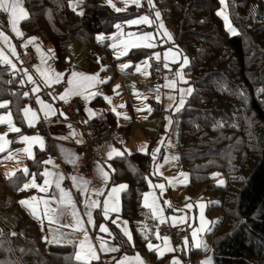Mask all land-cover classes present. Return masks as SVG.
I'll use <instances>...</instances> for the list:
<instances>
[{
    "label": "trees",
    "instance_id": "trees-1",
    "mask_svg": "<svg viewBox=\"0 0 264 264\" xmlns=\"http://www.w3.org/2000/svg\"><path fill=\"white\" fill-rule=\"evenodd\" d=\"M72 1L22 0L28 13V18L20 22L24 39L35 35L42 45L52 46L54 64L62 72L70 66L69 43L90 50V56L96 59L95 37L110 34L117 21L97 0H78L83 15L70 8ZM168 5L175 41L188 59L186 68L192 86L177 123L178 157L189 180L186 191L192 193L204 187L205 200L212 198L205 206L207 217L215 215L217 219V213L221 214L207 234L211 263L264 264V0H226L236 36L225 31L217 15L218 0H168ZM151 70L154 82L156 69ZM24 86L19 75L0 64V102H8L13 124L21 129L18 135L10 133L9 140L34 135L36 131L38 134L36 128H27L23 122V110L28 106ZM42 89L41 95L45 96ZM110 114L107 112L106 116ZM106 122L114 125L110 117ZM252 143L255 145L251 148ZM9 145L8 153L22 148L19 142ZM248 148L259 150L254 164L247 163ZM233 149L244 151V160L228 158L226 155ZM42 161H46L44 152L36 150L34 159L27 160V176L17 172L6 180L0 178V264H81L75 260L73 245L49 246L40 241L36 223L20 209L19 202L26 192L18 189L33 173L42 181ZM220 162L222 165H216ZM110 163L108 186L127 185L120 195L119 210L120 218L130 224L133 244L111 224L114 215L105 223L96 209L92 235L99 224L109 225L111 235L105 238L119 251L91 264H114L112 257L147 252V240L135 229L141 220L148 219L141 195L154 179L152 157L137 152L112 158ZM213 173L224 174V184H213ZM203 253L200 248L186 252L177 247L174 256L149 255L152 264H171L173 257L179 258L180 264H201Z\"/></svg>",
    "mask_w": 264,
    "mask_h": 264
},
{
    "label": "rangeland",
    "instance_id": "rangeland-1",
    "mask_svg": "<svg viewBox=\"0 0 264 264\" xmlns=\"http://www.w3.org/2000/svg\"><path fill=\"white\" fill-rule=\"evenodd\" d=\"M219 1V0H218ZM101 5L104 4L107 9L110 11L111 15L115 16L117 18V21L114 22L112 29V32L108 34H101L97 35L94 39V43L97 51L95 53V58H92L90 56V50L88 49H82L80 46L76 45L74 42L69 43V54H70V61L72 63V66L74 69H78V71H85L89 66L93 65L95 68L100 67L97 71L101 74H105L107 72V80L110 82L114 77L116 79L110 84L112 87L110 90L106 91V83H99L97 85L99 90H93L92 92L97 93L95 97H92L90 94L88 95L90 100H96L97 104H100L102 100H104L107 107L110 109V113L113 116L114 125L112 126L117 132L118 137L115 139L114 143H108V147L104 151L106 162L105 165V171L108 173L111 171V169L108 167L111 166L110 161L112 159H108L107 153L111 151L112 149H116L123 153L122 155L130 156L132 154H136L139 152L140 154H149L151 155L152 152L159 149V151L156 153V159L153 161V177L154 179L151 180V185L156 184H164L165 190L163 194L161 195V191L159 188H153L148 183L147 190L144 192L141 196V205L143 207L144 203V196L145 194H151L148 197L149 204L152 203L153 199H156V204L158 208L163 209V217L165 218V223H160L158 217H153L152 211L150 208L143 207L148 215L147 220H141L138 223V226H136V231L141 233L143 237L147 236V242H146V253L144 252H136L133 256L126 255L122 256L120 258L114 259V264H117V261L122 259L123 257H129L133 258L139 255L140 259L143 261V264H152V261L150 259L151 253H155V255L158 258L167 256L168 254H171L174 256L175 251H164V243L162 239L156 238V233L159 231V235L161 236V229L163 227L170 226L171 228H178L184 232V237H188V246L185 247L183 244V239L181 241V246L179 244H175L172 242L170 238V244L169 247L176 249L182 248V250L188 252V249L191 248L192 241L189 239V234L192 233L193 229H197L201 227V209L199 207L200 204L204 205L203 208V231L198 232L197 234V242H199L202 246L199 247L203 250V256L202 262L211 259L210 256V247H211V241L208 238L209 231L211 228H213L216 225V220L218 217H221V214L217 213V219L216 216H208L206 215V207L208 202L212 201V198L206 199V193L205 188L202 187L200 189H196L192 193H189L186 191V187L188 186L189 180L188 177L185 180L184 176H181L180 174L183 173L186 175V173L183 171L181 161L178 157V126L180 115L182 112V109L184 108V105L179 108V111H177V107L179 106V101L181 99V96H183L184 101L186 102V99L189 97L186 92L181 93V89H188L192 86L189 82L191 79L190 72L187 70V65L183 64L184 55L181 54L182 52L179 50L177 43L175 41V30L174 27H172L171 21H170V7L168 5V0H153V5H150L148 3V0H140L141 6L139 8L136 7L135 4L131 3V0L128 2L127 8H125V3L123 0H111V3L115 5L116 8L124 9L121 12H116L113 7H111L108 3V0H97ZM70 5L75 6V11L77 13L82 12V8L80 6V3H78V0H74L70 2ZM72 10L73 8L70 7ZM226 8V0L225 5H222L219 2V9L218 11H223L225 15L228 16ZM160 13V18L157 19L155 13ZM2 12H0L1 14ZM142 16H148L149 20L151 21V24L142 23L139 25H132L129 26L126 21L137 19ZM220 20L222 21V25L225 29V31L232 35L225 27L224 20L222 17H220ZM230 23L231 20L228 17ZM116 24L121 25V29H117L115 27ZM163 25V28L160 27V25ZM234 28L233 24H231ZM132 32L136 33V36L129 37L127 33ZM151 34L153 39L150 41H140L138 39L139 36L143 34ZM170 34L171 39H169ZM9 37V41L11 45L15 46V50L17 55H12V52L9 50V47L5 46L4 43L0 42V50L3 51L4 55L11 60L12 64H14L16 67L15 69L12 68L10 64H2L4 66H8V68L15 72L17 75L20 76L21 81L25 85L24 87H32L36 83L40 82L43 88H46L48 92L53 88H58V83H53L50 87H45L43 80L44 78L40 75L39 72H37V68H39L41 71L45 72L47 76L51 79L54 78L55 74L58 73V69L56 68L54 64V53H53V47L48 45H42L40 40L37 36L30 35L28 37H24L18 42L17 38L12 35L10 32L5 33ZM237 35V34H236ZM233 35V36H236ZM102 36L103 40L98 41L97 37ZM35 37V41L32 44H29L27 48H31L35 59L37 61V64L35 67L26 68L23 65V62L20 60V50L21 45L28 41L30 38ZM114 37V39H113ZM20 43V48L17 46ZM139 43L141 45L146 43H151L155 45L154 47L148 48V47H129L128 52L126 55L120 56L119 59H117V55L124 50V43ZM113 44L116 45V47H113ZM37 48H39V51H37ZM156 53H159V59L157 60L155 55ZM165 53H168L167 59H165ZM109 56L110 58L107 59L106 56ZM175 56V62L173 60V57ZM106 57V59H105ZM149 57H152L151 59H148ZM43 58V63L41 62ZM105 59V60H104ZM145 59H148V65H145L142 63ZM123 64H130L132 67L121 69V65ZM167 64L168 67L165 68L164 65ZM136 65L140 66L141 71H136ZM104 67L107 69V71L101 72V67ZM111 67V69H110ZM152 68H155L158 71V75H163V81H161V84H156L153 82L152 79ZM110 69V70H109ZM27 72L28 75H32L33 80L36 81V83L29 82L27 79V75L25 74ZM177 72H181V75L183 76V80L180 79L179 76H177ZM99 73V74H100ZM109 78H111L109 80ZM175 81V86L173 88L164 87L165 84ZM184 81H187L185 83ZM107 82V83H108ZM119 87L117 88V86ZM53 86V88H52ZM115 89V91H114ZM158 89V91H157ZM87 96V95H85ZM110 97L111 103L106 101L104 97ZM169 96L174 97V100H169ZM84 99V98H82ZM82 102V101H81ZM55 103V102H54ZM121 105H124V107H120ZM151 109V112L148 111V109ZM115 109V111H113ZM139 109V111H138ZM10 113L7 108H0V115L7 116ZM11 114V113H10ZM127 117V118H125ZM12 123H13V118ZM171 121V123L169 122ZM257 126H259L257 124ZM261 126H263L261 124ZM261 128V127H260ZM7 133L6 140H8L10 133H16L11 132L8 130L7 123L0 124V135ZM28 136V135H27ZM32 135H29L31 137ZM85 138L84 135L82 136L81 144L83 145ZM22 153L20 156L14 154V159L8 160L6 157L8 155L3 156L0 158L3 162L0 163V178L3 180H6L10 178L11 176H6V173H17L21 172L23 173L24 167L22 166L21 160L29 159L27 154L24 153L25 148L30 147V151L32 154H34L35 149L40 147V144H34L32 143L30 146L29 144L22 143ZM146 145L147 147L144 149V151H141V147ZM255 145V143L251 144V148ZM5 151L10 149L9 145L6 148V145H4ZM106 147V146H105ZM238 151L237 149L231 150L230 153H228L226 156L228 158H232L233 160H236L238 162H241L243 159L242 153L244 151H238L239 153L237 155H234V152ZM257 148L252 149L248 148L247 155H249V158L247 159V163L254 164L256 161L254 159V156L258 153ZM120 156H113L115 157H122ZM18 156V157H17ZM152 157V156H151ZM177 158V159H173ZM251 160V161H249ZM47 161V160H46ZM54 162L44 164V169H42V172L47 169V165H49L50 173L56 172V167L53 166ZM218 166L222 165L221 162L219 164H216ZM159 166V167H157ZM211 182L217 186H221L224 184L226 179L224 178V174H218L213 173L210 174ZM46 177H42L41 183L44 181ZM174 178L179 179V183H176ZM32 176L27 180L26 183L31 184ZM88 181L89 187L88 192L85 196L86 203H88L90 200H97L100 202V207H96L92 209L95 211L96 209L100 211L103 220L105 223L110 220H105L103 217V213L101 211L103 207V202L105 200V197L108 195V191L113 186L105 187V184L102 182V180L97 178L96 176L93 178L85 179ZM169 181H173V183H169ZM221 181L223 183H221ZM36 183L40 185V180L38 181L36 177ZM51 181L49 180V184L44 186L46 188L45 191H40L38 188H32L29 187L27 190H24L26 192L25 197L22 198V200H27L29 203L27 206H23L20 204V209L23 214L28 215L31 217V219L36 223V227L38 228V232L40 235L41 240L45 241L47 245L49 246H70L73 245L75 247L74 254L76 255L77 251H80L79 245L82 240H84V234L81 231L75 230L77 229L78 225L75 223V218L72 216L71 212H69L66 223L64 225H60L58 223V205L55 199L50 198L49 196V189ZM120 185V184H119ZM117 185V186H119ZM96 189H104V195L101 196H95L93 195L94 190ZM121 192L116 194V197L113 201H109V207H112L113 204L118 206L120 209L121 204ZM0 195H1V188H0ZM203 195V196H202ZM36 197L35 200L32 198ZM204 197V199H203ZM174 199H178V203H174ZM44 201H48L49 203L46 205ZM164 201H170V206L168 204H165ZM84 204V209H85ZM186 204H191L193 207L191 209H187L185 207ZM46 207H49L51 209H56L57 211L50 212L48 216L44 215V209ZM169 208L172 212V217H180L184 216L186 219L185 223L181 224V227L177 226H171L170 225V219L166 215V209ZM176 209H181L183 211H175ZM36 212V216L32 215V212ZM112 217V221L116 220L118 224H121V227H124L125 225L122 223L123 220L120 218V210L119 212H110L109 217ZM43 218V219H42ZM41 220H44V223H39ZM111 221V222H112ZM153 225L152 228H150V224ZM105 223H102L106 227H109V225H106ZM112 225H115V227L119 230V232L123 235L120 228L116 226V224L111 223ZM101 224H99L100 226ZM99 226L97 227V230L95 232V235H92L91 232L87 229V226L83 224V228L87 230L88 237L90 239L91 245L94 247L97 256L99 257V250H100V243L101 238L105 242V244L111 243L109 239H106L105 237L108 236L107 233L99 232ZM180 226V223H179ZM126 227L128 230L132 233V229L130 227V224H128ZM109 229V228H108ZM192 235H190L191 237ZM183 237V238H184ZM123 238L127 240V237L123 235ZM146 240V239H145ZM128 241V240H127ZM151 242L154 246H157L154 248V250L149 251L147 248L148 242ZM153 241V242H152ZM129 244H133L129 243ZM206 245L207 250L204 249L203 246ZM85 247L87 248L88 245L86 244ZM158 251H164V254L162 256H158ZM81 255H83V252H81ZM173 259H176L179 261V258L173 257ZM76 260V259H75ZM99 259H93L91 262H96ZM77 261V260H76ZM212 261V259H211ZM80 262V261H77ZM81 263V262H80ZM201 263V262H200ZM213 264V263H211Z\"/></svg>",
    "mask_w": 264,
    "mask_h": 264
},
{
    "label": "snow or ice",
    "instance_id": "snow-or-ice-1",
    "mask_svg": "<svg viewBox=\"0 0 264 264\" xmlns=\"http://www.w3.org/2000/svg\"><path fill=\"white\" fill-rule=\"evenodd\" d=\"M79 2L82 3L83 0H79ZM123 2L125 3V8H127L129 0H123ZM219 2L222 5H225V0H219ZM108 3H109V5L111 7H113L115 9L116 12H121V11L124 10V9H121V8H116L115 5L111 3V0H108ZM131 3L135 4L137 8H139L141 6L140 0H131ZM148 3L150 5H152L153 7L155 6V5H153V0H148ZM70 7L73 8V11H75V6L74 5H70ZM0 12L8 14L9 24L11 25L12 31L14 32V34H15V36L17 38H22L23 37V33L18 30L17 24H18L19 21L25 20V19L28 18V13L22 7V0H0ZM77 14L78 15H83V12H79ZM155 15H156L157 19L160 18V13L159 12H156ZM217 15L222 17V19L224 20L225 27L228 30V32H230L232 35L238 34L236 29L232 27V25H231V23H230V21L228 19V16L225 15L223 11H218ZM126 23L129 26H132V25H139V24H142V23L151 24V21L149 20L148 16H142V17H139L137 19L128 20V21H126ZM115 27L117 29H121V25L120 24H116ZM160 27L163 28V25L161 24ZM165 34L169 35V39H171L170 34H167V33H165ZM127 35L129 37H133V36H136L137 34L129 32V33H127ZM35 39H36L35 37H32L28 41L24 42L21 46L27 48V46L29 44L34 43ZM113 39H114V37H113ZM138 39L140 41H150V40L153 39V37H152L151 34L145 33V34L139 36ZM97 40L98 41H102L103 37L102 36H98ZM0 42L4 43L5 46L9 47V50L12 52V55H14V56L17 55L16 50H15V46L10 44L9 37L7 35H5V33L2 30H0ZM141 46L151 48V47H154L155 45H153L151 43H146V44L141 45L139 43H131L130 44L128 42H125L124 43V50L121 51L117 55V59H119L120 56L126 55L127 52H128L129 47H141ZM113 47H116V45L113 44ZM37 51H39V48H37ZM154 55H155L156 59L158 60L160 54L156 53ZM167 56H168V53H165V59H167ZM151 58L152 57H149L148 59H151ZM148 59H145L144 61H142V63H144L145 65H148ZM173 60L175 62V56L173 57ZM41 62L42 63L44 62L43 58H42ZM0 63H2V64H10L13 69H15V67H16L14 64H12L11 60H9L4 55L2 50H0ZM183 64L184 65L188 64L187 57L184 58ZM148 66L150 67V65H148ZM129 67H132V65H130V64L121 65V69L122 70L126 69V68H129ZM164 67L167 68L168 65L165 64ZM100 71L104 72V71H107V69L102 66ZM136 71L137 72L141 71L139 65H136ZM37 72H39L40 75L44 78L43 83H44L45 87H50L53 83L61 82V79H62V77L64 75L62 73H56L54 78L50 79L47 76V74L45 72L41 71L39 68H37ZM25 74L27 75V79H28L29 82L36 83V81L33 80L32 75H28L27 72ZM176 74H177V76L180 77L181 80H183V76L181 75V72H177ZM70 75H71L72 79H68L66 81V84L68 85V87L64 90L63 94L59 95V97H58L60 100H63L65 103L68 102V97L71 96V95H81V96H83V98L85 100H87L88 96H84V90H86L89 87H93L95 83H107L108 82L107 80H100L99 79V73H97L95 75H92V76H87V75H84L82 73L72 72ZM77 77H79V79H77ZM110 79L111 78H109V80ZM184 82L187 83V81H184ZM174 86H175V81H171V82H169V83L164 85V87H169V88H173ZM118 87H119V85L117 86V88ZM39 90H40V88H39V86H37V87H34L32 91L33 92H38ZM114 91H115V89H114ZM157 91H158V89H157ZM180 91H181V93H185L186 92L187 94H191L192 89L191 88H188L186 90L185 89H181ZM24 95L27 96L28 94L24 93ZM49 95H51V94H49ZM90 95L92 97H95L97 95V93L92 92V93H90ZM168 98H169V100H174L175 99L172 96H169ZM104 99L106 101H108L109 103H111V98L110 97L105 96ZM37 103L40 104L41 110L44 111V116L47 117L49 115V113L52 111L51 107L49 105L45 104L42 100H40L39 97H37ZM184 103H185V101L183 99V96H181V99L179 101V106L177 107V111H179V108L182 107L184 105ZM7 107H8V102H6V101L5 102H0V108H7ZM120 107H124V105H121ZM113 111H115V109H113ZM138 111H139V109H138ZM148 111L151 112V109L149 108ZM23 112H24V117L27 120L28 126L29 127H35V123H36V121L38 119L36 112L32 111L30 108H25L23 110ZM88 112H89V116L94 115L90 109L88 110ZM29 113H31V118L30 119L28 118ZM61 115H64V114L61 113ZM125 118H127V117H125ZM85 122H87V121H85ZM169 122L171 123V121H169ZM4 123H7L8 130L11 131V132L19 133L21 131L20 128L16 127L12 123V119H11V114L10 113L7 116L0 115V124H4ZM69 127H71V126H69ZM73 135H75V133H73ZM6 136H7V133H4V134L0 135V153H3L5 151V147H4L5 144H11V143H14V142H23V143L29 144V146L32 143L39 142L40 145H41V148H43V141H42V139L39 136H31V137H29L27 135H24V136L20 137V139L18 141L17 140H6ZM77 142H80V141H77ZM146 147H147L146 145L142 146L141 147V151H144V149ZM158 151H159V149H157V150H155L154 152L151 153L153 161H155L156 153ZM24 153L27 154L28 158L34 159V156H33L32 152L30 151V147L29 148H25L24 149ZM19 154L20 153H16L15 155H19ZM122 154L123 153H121L120 151H118L116 149H112L111 151H109L107 153L108 159H112L114 155L115 156H120ZM6 159H8V160L14 159V154L9 153V155L6 157ZM173 159H177V158H173ZM2 162L3 161L0 160V163H2ZM69 162L70 163L74 162V159L69 160ZM42 163L47 164V163H51V161L50 160L42 161ZM108 167L110 168L111 166L109 165ZM157 167H159V166H157ZM22 171H23L25 176H27L29 174V170L27 168H24ZM112 171H115V170L113 169ZM13 175H15V174L14 173H6V176H13ZM36 175L37 174H35V173L32 174L31 184L25 183L23 185V188H20L18 190L23 191V190H27L29 187H32V188H38L40 191H45L46 188L44 186L49 184V180L45 178L44 181H43V185H38L36 183ZM39 175L42 176V177H48V176H50L52 174L47 169H45L43 172L39 173ZM97 175L102 179V181L105 184V187H107V181L109 179V173L107 171H105L103 166H99V165L97 166ZM180 175L184 176L185 180L187 179V176L184 175L183 173H181ZM60 179L62 180L63 177H60ZM72 179H73V182H74V185H75L76 184V178L73 177ZM174 180H175L176 183L180 182L178 178H174ZM169 183L171 184V183H173V181H169ZM221 183H223V182L221 181ZM87 184H88V181H83V185L84 186L83 187H78L77 190L80 191L82 194L86 195L87 192H88ZM149 184L153 188H159L160 191H161V195L163 194V192L165 190L164 184L151 185V181H149ZM126 187H127V185H123L122 184V185H119V186H113L108 191V195L105 197V200L103 202V207L101 209V211L103 213V217H104L105 220L110 218L109 217V213L110 212H119V208L115 204H113L112 207H109V201H113L114 198L116 197V194H118L119 192L123 191ZM56 188L60 189L61 194H62L60 200L58 201V203L63 204L64 203V197H68V200H67L68 210L71 211L72 216L75 218L76 225L80 226V227H78L75 230L81 231L84 234V240H82L80 242V245H79L80 251L76 252L75 259L77 261H80L81 264H91V261L93 259H99V257L97 256V253H96L94 247L90 243V239L88 237L87 230L82 227L84 221H83L82 217L79 215V212L76 209L75 204H74V202L71 199L70 193H68L65 190L61 189L59 182H56ZM93 195H95V196L104 195V189H96V190H94ZM149 195H151V194L150 193L149 194H145L143 207L150 208L151 211H152L153 217H158L160 223H165L166 222L165 218L162 215L163 209L158 208L155 198L153 199L152 203L149 204V201H148ZM32 199L35 200L36 197H33ZM19 203L21 205H23V206H27L29 202L27 200H21ZM44 203L47 205L49 202L48 201H44ZM164 203L168 204L169 206L171 204L170 201H164ZM96 207H100V202L97 201V200H90L88 203L85 204V209L86 210L84 212V215L87 217V223L92 225L94 228L96 227V225H95L91 210L96 208ZM185 207L187 209H191L193 207V205L186 204ZM199 207L201 209V227L197 228V229H193V231L191 233L193 241H197L198 232H201V231L204 230L203 229V223H204L203 222V208H204V205L200 204ZM53 211H57V210L56 209H51L49 207H46L44 209V215L48 216V214L50 212H53ZM175 211L180 212V211H183V210L176 209ZM60 214L63 215V212H61ZM32 215L36 216L37 214H36L35 211H33ZM170 219H172V221H173V226H176L177 223H185L186 222V219H185L184 216L171 217ZM112 223L116 224V226L118 228H120V230L123 233V235L125 237H127L128 242L132 243L133 237H132V233L126 227L127 221H123L122 222L125 225L124 227H121V224H118L116 220H113ZM99 232L107 233L108 235H111V233L109 232L108 227H106L103 224H101L99 226ZM156 238L163 240L164 251H175V249L169 247V244H170V238L169 237H167V236L160 237L159 231H157ZM145 239L147 240V236H145ZM188 243H189L188 237L186 236V237L183 238V244H184L185 247H187ZM86 244L88 245L87 248L85 247ZM201 246L202 245L199 242L195 243V247L199 248ZM155 247H157V246H154L150 241L148 242L147 248H148L149 251L154 250ZM203 247H204L205 250H207L206 245L203 246ZM100 250L103 251V252H117V251H119L118 248L107 247L102 238H101V243H100ZM164 251H158V256H162L164 254ZM81 252H83V255H81ZM117 264H143V261L140 259L139 255L137 254V256H135L133 258L123 257L122 259L117 261ZM171 264H180V262L178 260H176V259H173L171 261ZM201 264H211V259L209 258V260L203 261V262H201Z\"/></svg>",
    "mask_w": 264,
    "mask_h": 264
},
{
    "label": "crops",
    "instance_id": "crops-1",
    "mask_svg": "<svg viewBox=\"0 0 264 264\" xmlns=\"http://www.w3.org/2000/svg\"><path fill=\"white\" fill-rule=\"evenodd\" d=\"M3 14L5 15L6 13H3ZM6 16H7V19H8V27L6 28V30H2V31L4 33H9L10 32L12 35L15 36L14 32L12 31L11 25L9 24L8 14H6ZM21 21H19L18 24H17V28H18L19 31H20V22ZM22 38H17L18 39L17 41L20 42V40ZM18 42H17V46L20 48V46H19L20 43L18 44ZM20 55H21V50H20ZM69 63H70V66H68V71L62 72V71L58 70V73L64 74L62 79H61V82H59L58 85H57L58 88L59 87H63V88L65 87V89H66L68 87V85L66 84V81L68 79H72V77L70 75L72 72L82 73V74L87 75V76H92V75H95L97 73H100V72L97 71L100 67H98L96 69L95 68L94 69L93 68H87L85 71H81V70L78 71V69L77 70L74 69V67L72 66L71 61ZM110 69H111V67H110ZM106 78H107V72H105V74H101V73L99 74V79L100 80H105ZM77 79H79V77H77ZM115 79H116V77H114L110 82L106 83V91L110 90V88L112 87V85H110V84ZM97 85H99V83H95L93 87H89L86 90H84V96L85 95L88 96L95 89L99 90L97 88L98 87ZM37 86H39V88L40 87L43 88L42 85L40 84V82L36 83L32 87H29V88L26 87L27 88V94H28L27 98H28V100L30 98L33 99L32 100L33 104L28 105L27 107H25V108H30L32 111L36 112L38 119H37V121L35 123V127H29L28 126L27 120L24 117V112H23L22 117L24 119L23 122H24L25 126H27V128H36V130H37V128L38 129L40 128L42 130H45L46 134H47L46 137H42V135L37 134V131H36V133L34 135H32V136H39L42 139V141H45V138H49V139L53 140L52 142L55 144L57 155L55 156V158H53V160H50V161L54 162L53 166L56 167V169H55L56 172L51 173L52 175L46 177V179L51 181V184H50L51 186H50V189L48 191L49 192V196H50V198L55 199L56 202H57V205H58V211H57V213H58V219L57 220H59L58 223L60 225H64L66 223L68 214L71 211L68 210V207H67L68 197H64V203L63 204L58 203V201L60 200L62 194H61L60 189L56 188V182L60 183L61 189H63L66 192L70 193L71 199L74 202L75 207H76V209L79 212V215L82 217V219L84 221L83 224H85L87 226V229L89 230V232H91L93 226L87 223V217L84 215V212L86 210V209H84V204L86 202V198H85L86 195L82 194L80 191L77 190L78 187H83L84 186L83 185V181H86L85 177L80 176L79 173H78V170H77L79 161L84 157L83 156L84 152L82 151V146L83 145L81 144V141H80V140H82V136L84 135L83 131H82V128H81V125L79 124V125H76V126L69 127V125L64 124L63 117H62V115L59 114L60 113L59 106H60L61 103H64V101L60 100L58 98L59 95L63 94V92L58 94V95H54V94L50 93V91L52 89L48 92V90L46 88H43L42 90H44L45 93H46L45 96H44V95H41V88H40V90L38 92H33L32 91L33 88L37 87ZM52 88H53V86H52ZM49 94H51V95H49ZM37 97H39L40 100H42L45 104H47V105H49L51 107L52 111L49 113V115L47 117L44 116V111L41 110L40 104L37 103ZM82 98H83V96H81V95H71V96L68 97V100H70V99H77L78 100L79 99L80 101H82V104H83V112H82V114H83V120L84 121L92 120L94 117H97V118L102 119L105 123H107L106 119H107V117H110L112 122H113V118H112L111 114L106 116L107 112H109L110 109L107 107V105L105 104L104 100H102L100 102V104H97V102H93L94 100H90L89 96H88L87 100L82 99ZM89 109L92 111V113L94 115L89 116V112H88ZM28 118L29 119L31 118V113H29ZM19 133L16 132L14 134L18 135ZM73 133H75V135H73ZM24 135H28V134H24ZM19 139H20V137L17 139V141ZM8 140H9V138H8ZM77 141H80V142H77ZM22 143L23 142H19V144H21L22 147H23ZM108 143H114V142L110 141ZM108 143L103 145L100 149H98V148L95 149L96 159H95V161L93 163V168H92L93 173H92V176L90 177V179L93 178V176L94 177L96 176L97 178H99V180L101 179L97 175V166L98 165L99 166H103V165L99 164L98 159L105 160V162H106L105 156L103 154H105L104 151L109 146ZM34 144H40V143L36 142ZM5 145H6V148H7V146L9 144H5ZM9 147L11 148L10 145H9ZM43 147H44V144H43ZM41 149L43 151V148H41V145H40L39 148L35 149L33 156H35L36 150H41ZM9 150L10 149L4 151L3 153H0V155H3L5 153H7V155H9V153H8ZM10 153H12V154L20 153L18 155V156H20L21 153H22V148H21V150H18L16 152L12 151ZM2 157H0V158H2ZM71 159H74V162L70 163L69 160H71ZM27 160L28 159L21 160V163H22V166L24 168L28 169ZM46 160H48V159H46ZM106 164H107V162H106ZM105 165L103 166L104 168H105ZM47 169H49V165H47ZM60 177H63V179L61 180ZM73 177L76 178V184L75 185H74V182H73V179H72ZM107 182H109V179H108ZM40 185H43V182L41 183V181H40ZM89 185L90 184H87V188L89 187ZM175 202H178V199H174V203ZM61 212H63V215L60 214ZM92 215H93V219H94V210L92 212ZM172 215L173 214L171 213L168 216V218L170 219L172 217ZM169 222H170V225L173 226L172 219H170ZM39 223L40 224L43 223L45 225L44 220H41ZM181 224L182 223H180V226H179V223H177L176 226L180 228ZM82 227H83V225H82ZM190 235H191V233L189 234V239L192 241V244H193V246L191 245V248L196 249L197 247H195V243L197 241H193L192 236L190 237ZM197 239H198V237H197ZM106 246L107 247H111V243L106 244ZM98 252L100 254L99 255V259L105 258V256L110 253V252H103L101 250H99Z\"/></svg>",
    "mask_w": 264,
    "mask_h": 264
},
{
    "label": "built area",
    "instance_id": "built-area-1",
    "mask_svg": "<svg viewBox=\"0 0 264 264\" xmlns=\"http://www.w3.org/2000/svg\"><path fill=\"white\" fill-rule=\"evenodd\" d=\"M8 27V19L6 14L3 13L0 14V30H6ZM23 62V65L26 68L35 67L37 61L35 59V56L31 50V48H25L23 47L21 49V59ZM154 80L156 84H161V81H163V75H158V71H154ZM65 87H59V88H53L50 93L54 95H58L62 92H64ZM33 99L27 100L28 105L33 104ZM60 115L63 117L64 124H67L69 126H76L81 125L83 134H84V144L82 146V151L84 152L83 158L79 161L78 164V173L80 176L85 177V179H88L92 176L93 173V163L96 159L95 156V149H100L103 145L107 144L108 142L117 139L118 132L110 126L109 123H105L102 119L94 117L92 120H88L85 122L83 120V104L78 99H70L67 103H61L59 106ZM38 134L42 135V137H46V131L42 129H37ZM53 140L49 138H45V141H43L44 147V158L48 160H53L55 156L57 155L55 144L52 142ZM100 165H105V160L98 159ZM178 202H175V204ZM166 215H170L169 209H166ZM161 236H167L170 237L172 242L175 244L181 243L183 239L184 232L178 228H171L170 226L163 227L161 229Z\"/></svg>",
    "mask_w": 264,
    "mask_h": 264
}]
</instances>
